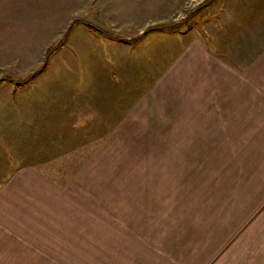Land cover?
<instances>
[{
	"label": "rangeland",
	"instance_id": "1",
	"mask_svg": "<svg viewBox=\"0 0 264 264\" xmlns=\"http://www.w3.org/2000/svg\"><path fill=\"white\" fill-rule=\"evenodd\" d=\"M263 19L264 0H0V89L10 82V88L18 87L14 96L18 94L26 101L20 118L2 127L6 130H2L3 135L9 138L18 165L33 166L57 182L71 177L75 184L69 204L72 215L67 209L66 217L51 225L56 226L55 232H42L34 242L26 239L18 260L24 264H37L33 262L39 259L41 264H48V258L82 264H127L128 257L145 248V239H163V234L145 232L144 216L138 215L143 214L145 203L154 208L152 197L144 201V187L148 193L155 187L152 182L141 184L145 164L152 171L153 161H167L164 181L169 184L161 198L169 206L176 203L177 187L170 181L176 162L179 171L185 173L178 185L180 192L187 188L188 178L199 170L197 167H208L201 174V184L208 185L224 161L239 160L241 155L235 143L239 138L229 137L233 142L226 146L217 121L222 115L229 118V110L240 115L239 88L237 97L225 101L236 102L233 108L224 107L223 101L217 109L207 105L200 108L208 111L206 116L212 120L205 131L209 135L165 136L178 129L179 112H191L195 93L208 87L205 63H195L192 52H205L215 64L240 72L246 58L242 60L240 53L230 56L229 51L247 34L255 33L256 24ZM87 30L99 33L105 42L106 56L96 57L93 52L88 56L94 62L102 60L103 96H97V75L89 79L90 75L80 73L76 67L79 56L67 54L70 43L80 40ZM130 59L138 65L126 67ZM254 60L249 56L247 62ZM65 62L72 68L66 70ZM116 76L125 80L123 89L113 88ZM41 80L62 81L51 91L67 98L60 100L63 106L56 120L49 119L47 106L27 103L39 94L31 87ZM85 87L88 98L81 94ZM64 132L67 135L63 136ZM178 144L183 147L177 149ZM159 145L170 148L163 154L153 152V146L155 151ZM225 148L233 151L226 153ZM131 177L137 180V188L131 187ZM131 206L137 211L130 219ZM172 208L171 215L182 211V206ZM119 210L126 216H118ZM263 210L264 204L252 210L242 227H249L247 233L239 230L236 236L240 242L236 243V238L226 242L212 264H264V215L253 224ZM151 216L149 222L153 224L163 215ZM195 218L198 224H207V217ZM95 219L98 226L92 221ZM87 220L90 229L98 228L99 233L90 232L84 242L76 231ZM70 227L73 234H68ZM32 244L38 247L32 248Z\"/></svg>",
	"mask_w": 264,
	"mask_h": 264
},
{
	"label": "crops",
	"instance_id": "2",
	"mask_svg": "<svg viewBox=\"0 0 264 264\" xmlns=\"http://www.w3.org/2000/svg\"><path fill=\"white\" fill-rule=\"evenodd\" d=\"M256 1L260 3V0ZM256 28L255 33H251L250 36L247 34L245 38L240 40V45L235 48L233 42H229L230 46L234 48L229 51L230 56L240 53L239 56L242 60L246 58L240 72H236L229 65L215 64V61H211L205 52L204 54L192 52L194 53L193 56L195 55V63L199 60H201V63H205L202 66L208 76V87L206 88L208 92L205 91L206 89L196 92L191 112H188V114L179 112L180 117L177 118L179 125L176 132L172 130L166 135L165 132L162 133V135L172 138L209 135L205 131L211 127L212 120H209L206 116L208 111H201L200 108L207 105L209 109L211 107L217 109L220 108L219 105L222 101L224 107L229 105L228 107L233 108V104L236 106V102L229 104L225 101L237 97L236 88H239L240 115L229 110V118H223L222 115L217 121L220 124L218 130L221 131V136L226 138V146H230L233 142L229 141V137L239 138V140L236 139L235 143L236 146L239 145L240 147V159L224 161L218 174H215L216 171H214L213 180H210L208 185L201 184V174H204L208 167L202 169L197 167L199 170L193 172L191 177H187V188H182L180 192H178V185L184 180L185 173L179 171V162H176V167L173 168L176 169V172L172 173L174 177L170 180L177 187L176 203L169 206L161 198V195L167 189V183L169 184L167 179L164 181V169L167 161H153L152 171H148L150 167L145 164V172L140 179L143 180L141 184L145 186L152 182L155 187H151V194L144 187V201L148 202L152 197L154 208L151 210L149 205L145 203L141 209L143 214L138 213V215L144 216L145 232L163 234V239L159 241L145 239V248L137 256L128 257L127 264H212L214 257L218 256L219 251L225 247L226 242H230L232 238H236V243L241 240L237 238L236 233L239 230H241L240 232L245 230L242 233H247L249 227L243 229L242 227L249 216L254 213L253 211L264 204V19L256 24ZM104 43V38L99 33L87 30L80 40L77 39L71 42L69 49L66 48L68 55L73 56L75 53L79 56L80 61L77 60L76 63L80 62V65L76 67L80 73L90 75L89 79L97 75L99 80L97 89L100 94L97 96H103V93L100 92L104 88V85L100 82L104 71L103 64L102 60L94 62L88 56L92 55L91 52L96 57L105 55L102 46ZM118 44H120V41H118ZM202 47L204 46H201V49H203ZM253 47L254 49H249ZM61 51L63 50L61 49ZM249 56L255 57V60L247 62ZM105 58L103 57L104 60ZM130 60L126 67L133 68L138 65L136 60ZM180 61L182 63L184 60L181 59ZM176 67L179 68L180 65ZM65 68L68 70V68H72V65L69 67L67 65ZM49 80L33 83L32 91H39V94L37 93V96L31 102L27 99V103H40L44 105V108L47 106L48 108H45V111L51 113V115H48L49 119L56 120L57 112L63 106L60 100L67 98L59 97L58 93L55 95L51 92L56 88L58 89L62 85V81L59 80L60 83L57 84V82L53 83ZM115 80L112 84L114 85L113 88L123 89L125 80L123 81L120 76H116ZM9 83L3 84L0 89V264H24V261H19L17 256L20 254L19 250H21V253L23 252L26 239L34 242L39 239L42 232H55L56 226L51 225H56L58 219L61 220L66 217L65 212L67 209L70 211V216L72 215L69 204L71 203L75 184L71 177L67 180L64 179L63 182H57L33 166L18 165L19 159L15 155L12 146H10L9 138L3 135L2 130L5 129L2 127L6 125L7 121L20 118L21 114L24 113V102L26 101L18 94L14 96V92L18 87L10 88ZM85 88L86 90L82 88L81 94L82 97L88 98L89 93L86 92L87 87ZM64 104H67V102L64 101ZM111 104L115 105L118 102H112ZM104 110L102 108V114L105 113ZM62 135L65 136L67 133L64 132ZM176 146L177 149L183 147L181 144ZM153 148V152L163 154L168 152L170 147L169 145H159V148H155V151ZM232 151L233 149H224L226 153ZM130 185L132 188H137V180L131 177ZM132 188L130 189V203H132L134 196ZM185 201H188L187 207H185ZM172 206H182V211L176 215H171ZM250 207H252L251 210ZM119 211L121 212V210ZM136 211L131 206L127 217L131 219L136 215ZM113 214L116 213L113 212ZM124 215L126 216L125 212L118 214V216ZM151 215L163 216L160 217L157 223L151 224L149 222ZM263 215L264 210L260 212L253 224L261 219ZM79 216L83 218L82 213ZM196 216L207 217V224H204V226L198 224ZM96 218H99V216ZM92 221L96 222L98 226V219ZM81 222L83 223V220ZM84 223L85 226L80 225L76 231L81 240L82 238L83 240L89 238L90 232L99 233L98 228L90 229L91 222L89 223L87 220ZM150 226L154 227L150 229ZM73 233L74 229L70 227L68 234ZM221 234L223 236L220 239L219 235ZM35 237L36 240H34ZM247 239L248 235L245 240ZM31 247L38 246L32 244ZM166 249L169 250L165 251ZM33 263L41 264V260L39 259ZM72 263L82 264L83 261L56 262L53 258L52 260L48 258V264Z\"/></svg>",
	"mask_w": 264,
	"mask_h": 264
}]
</instances>
